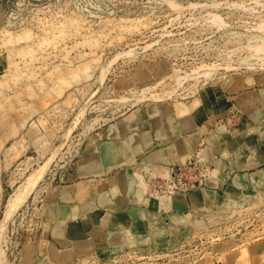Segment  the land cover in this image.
Segmentation results:
<instances>
[{
  "label": "rangeland",
  "instance_id": "374dc122",
  "mask_svg": "<svg viewBox=\"0 0 264 264\" xmlns=\"http://www.w3.org/2000/svg\"><path fill=\"white\" fill-rule=\"evenodd\" d=\"M149 105L197 122L182 134L198 133L199 147L166 177L144 179L152 193L154 183L159 190L176 183L187 199L204 188L212 165L202 150L216 133L233 154L245 149L238 160L226 155V171L239 162L249 167L252 155L264 158V0H0V221L12 192L51 160L7 222L0 264H19L24 250L33 257L47 203L87 146L116 123L137 130L153 116ZM238 174L240 189L228 192ZM222 191L216 202L240 203L239 212L208 211L207 225L192 230H220L213 248L243 260L247 245L264 238V160L235 171ZM250 196L257 203L250 205Z\"/></svg>",
  "mask_w": 264,
  "mask_h": 264
},
{
  "label": "crops",
  "instance_id": "0c3cea01",
  "mask_svg": "<svg viewBox=\"0 0 264 264\" xmlns=\"http://www.w3.org/2000/svg\"><path fill=\"white\" fill-rule=\"evenodd\" d=\"M156 119L159 120L157 123L154 122ZM187 123L186 127H181L180 119L168 113H163L162 115L159 113L158 115L153 114L146 121L137 123V130H135V124L116 123L125 126L120 140L135 134L139 138V148L135 153L131 149L126 148V155L115 164H110V167L102 164V146L109 141L118 139V137L106 135L105 133L115 124L102 129L98 136L94 138V141L91 142L93 144L87 146V150L84 151L83 157L79 160L76 170L69 175V181L64 182L47 203L45 235H41L39 242L34 246L33 264H38V262H41V264H76L81 259H85V257L92 256L98 259H108L119 252L129 250L144 254L153 250L176 246L180 241L186 239L191 233L193 226L192 206L189 197L188 199L184 197L185 205L174 201L170 209L167 204L166 207L159 208L154 199L148 195V191H145L147 193L144 192V194L141 193V195L136 192L133 193L128 188H124L121 182L114 181L112 178L117 175L120 180L127 179L135 170L140 171L145 178L151 177L153 173L158 177H166L172 168L180 165L183 158H186L185 161H187L198 147V133L189 132L188 134H182V129L192 131L197 122L189 120ZM187 136L192 137L188 138ZM189 139H195L193 148L187 147L186 141H189ZM92 146L94 148L91 152L90 148ZM244 150L238 149L237 154L232 152L226 159L234 157V159L238 160L245 156ZM188 152H190L189 156L187 155ZM229 152L231 153V151ZM252 157L253 162L249 167L239 169L234 166L235 169L233 168L232 171H226L228 174L222 175V185L213 188L217 190L214 192L223 193L222 188L228 183V179H231L235 171L239 173L241 170H247L256 165L259 166L264 160L260 154L252 155ZM88 163H92L93 171L85 170V166ZM102 180H105V183L108 182V184L101 188L96 187L93 192L90 190L89 194L86 195V198L93 200V207L90 210L83 204L80 207V212L74 218H56L52 214L48 217L49 204L51 205L49 210L54 207L66 209L77 205L73 199H62L61 197L64 193H69L70 197L74 195L79 188L78 186H80L78 185L80 182L83 183L84 188H90L99 185ZM107 193H109V202L105 206L101 205L97 196ZM187 215L190 219L182 221L181 216L185 218ZM108 219L110 222L111 220L118 221L105 226V220ZM54 226L60 228L61 237L59 239L52 233ZM80 242L82 245H80ZM247 246L249 255L243 260L239 258L229 259L228 254H232L235 250L223 249L221 250L222 252H219L217 248H213L209 254L193 264H264V238L256 239Z\"/></svg>",
  "mask_w": 264,
  "mask_h": 264
},
{
  "label": "bare ground",
  "instance_id": "6f19581e",
  "mask_svg": "<svg viewBox=\"0 0 264 264\" xmlns=\"http://www.w3.org/2000/svg\"><path fill=\"white\" fill-rule=\"evenodd\" d=\"M215 18V17H214ZM213 18V19H214ZM217 18H215L216 20ZM211 20V19H210ZM218 20V19H217ZM219 22V20H218ZM222 22V21H221ZM223 23V22H222ZM219 24H221L219 22ZM215 25V24H214ZM222 25V24H221ZM220 25V26H221ZM225 26V25H224ZM79 32V31H78ZM26 33V32H25ZM89 39V38H88ZM92 39V38H91ZM90 39V40H91ZM87 40V39H86ZM85 41V40H84ZM86 42V41H85ZM88 42V41H87ZM91 44V43H90ZM96 44V43H95ZM95 46V45H94ZM96 48V47H95ZM28 50V49H27ZM24 52L26 53L27 51L24 50ZM20 53H23V50ZM109 62V61H108ZM108 71V70H107ZM211 73V72H210ZM106 74V73H105ZM207 73H205V75H207ZM12 102V101H11ZM181 104V103H180ZM6 105V104H5ZM196 105V104H195ZM7 106V105H6ZM84 108V107H83ZM83 110V109H82ZM81 110V111H82ZM148 110L149 112H153V113H159L160 115H162L163 113H166V108L162 107V106H148ZM174 110L177 113V115L184 117V115L186 114V110L182 108V106H180L179 104H176L174 106ZM80 111V113L82 114V112ZM144 112V111H143ZM152 113V115H153ZM149 114V113H148ZM171 114V113H170ZM141 115V114H140ZM150 117V116H149ZM160 117V116H159ZM146 120V119H145ZM157 121H159L158 119H156V121H154L155 123H157ZM170 121V120H169ZM142 122V121H141ZM150 122V121H149ZM148 122V123H149ZM146 124V122H145ZM180 126L181 127H186V122L184 120V118H180ZM3 127H5V120L3 118V115L0 113V131L3 129ZM68 128V127H67ZM71 128V127H70ZM125 126L123 125H118L115 124L113 125L111 128H109L107 131H105L106 135H113L115 137H118V139L109 141L107 143H105L102 146V153H103V157H102V164H104L105 166H109L110 164H115L116 162H118L120 159H122L125 155H126V148H129L132 150V152H136L137 149L139 148V141H138V137L135 134H131L127 137L124 138V140H120L122 134H123V130H124ZM73 129V127H72ZM71 129V130H72ZM69 130V131H71ZM65 132V131H64ZM218 132V131H217ZM2 133H0L1 135ZM68 131L65 132V136H67ZM105 136V135H104ZM63 137V136H62ZM188 137V136H187ZM192 136H189L188 138H191ZM3 137L1 136L0 139H2ZM64 138V137H63ZM223 138H221V133H216V135H214L213 139H206V143L207 146L205 147L206 150H202L203 156L204 158L211 163L210 165H212V169L211 170H207V172L205 173V180H204V188L200 187L197 192H195V194H192L189 196L190 199V204L192 206V214H193V220L192 223L193 225L195 224L196 226L199 225H207V222L205 221L204 217L205 215H209L208 211H210V214L213 213V211H224V212H228L230 210H238L237 212H239V208H241L242 206L239 205L240 203H235V204H218L216 201V199L218 198V193L219 192H214L212 190H209V187H213V186H220V184L223 181V177L222 174L223 172L226 171L227 168H231L230 165L226 164H222L221 161H223L226 157L227 154H231L228 149H226V147L223 148V143H221L223 140ZM187 140V139H186ZM185 140V141H186ZM194 140L195 139H189V141H186L187 143V147H192L194 146ZM222 140V141H221ZM93 143H90V145H92ZM240 145V144H239ZM57 146V145H56ZM203 147V146H202ZM201 147V148H202ZM238 147V146H237ZM94 146H92L90 148L91 152L93 151ZM199 148V147H198ZM222 148V149H221ZM190 149V148H189ZM237 149V148H236ZM197 150V149H196ZM195 150V151H196ZM194 151V152H195ZM200 151V150H199ZM201 151V152H202ZM234 151V150H233ZM191 152V150H190ZM190 152H188V156L190 155ZM216 153H219L220 155L218 157L215 156ZM56 154V152H55ZM194 154V153H193ZM192 154V155H193ZM197 154V152H196ZM52 155V154H51ZM218 155V154H217ZM187 156V157H188ZM195 156V155H194ZM53 159L54 157L51 156ZM190 157V156H189ZM200 157V154H199ZM202 157V156H201ZM186 159V158H185ZM185 159L183 158L180 165L182 166ZM233 159V158H232ZM48 160V159H47ZM201 160V159H200ZM128 161V160H127ZM236 161V160H235ZM46 162V161H45ZM51 160H48L45 164H43L38 170H36L35 172H32V175H29V177L26 179L25 183L22 186H19L18 188H16V190L14 192H12V194L9 196V198L7 199V202L5 204V210H4V217L3 219L0 221V241L3 235V232L5 231V227L7 225V222L13 217L14 213H16V211L21 208V206L26 202V200L29 198V195L34 191V189L36 188V186L38 185V183L41 181V179L43 178L45 172L47 171V168L50 164ZM224 163V162H223ZM242 162L237 163L236 167L237 168H247V164H241ZM206 166V165H205ZM208 166V165H207ZM250 166V165H249ZM110 167V166H109ZM92 163H88V165L85 166V170H89V171H93L92 170ZM157 168V167H155ZM161 169V168H160ZM171 169V168H170ZM103 170V169H102ZM131 170V169H130ZM148 170V169H147ZM151 170V169H150ZM157 170V169H156ZM100 171V170H99ZM121 171V170H120ZM170 171V170H168ZM208 171H210L208 173ZM123 172V171H122ZM132 172V170H131ZM159 172V171H158ZM146 173V172H145ZM152 173V172H150ZM169 174V173H168ZM204 174V173H203ZM149 175V174H148ZM156 174L153 173V175L151 177H147L145 178L144 175L142 176V174L140 173V171H134L133 174H131L130 177H128L127 179H123L120 180V178L113 176L112 180L114 181H119L121 182V184L123 185L124 188H128L130 191H133V193H138L141 195L144 194L145 191H148V195L150 197H152L154 199V201L158 204L159 208L161 207H167L170 209V206L172 207V204L174 203V201L176 202H180L181 204H184V194H182V192H176L173 193L172 195L168 196L165 195L163 193L157 192L155 191V193H152L150 191L149 181H144V179L146 180H153V178L155 177ZM224 176V175H223ZM169 177V176H168ZM101 178V177H100ZM103 178V177H102ZM161 178V177H160ZM243 176H239L235 175L234 178L232 179V181L229 183V186L227 187L228 192L229 191H237L240 189L239 185L241 186L243 183ZM225 179V178H224ZM107 181V180H106ZM108 182L105 183V180H102L101 183L99 185L90 187V188H84L83 184L80 183L78 185L79 188L76 190V192L74 193V195H72L70 197L69 193H64V195L61 197L62 199H73L74 201H76L77 205L71 207V208H59V207H54L51 210H49V216L52 214L54 217L56 218H67V217H71L74 218L78 215V213L80 212V207L85 204L86 208L90 210V208L93 207V200L86 198V195L89 194V191L91 190L92 192L94 191V188H101L104 187L105 185H107ZM120 184V185H121ZM203 184V183H202ZM148 189V190H147ZM126 190V189H125ZM75 191V190H74ZM127 192V191H126ZM147 193V192H145ZM159 193V194H158ZM123 194V193H122ZM156 194V195H155ZM234 194V193H232ZM139 195V196H140ZM91 196V195H90ZM259 196V195H258ZM96 197V196H95ZM98 201L101 205L108 204L109 202V193L107 194H102V195H98L97 196ZM132 197V196H131ZM141 197V196H140ZM143 200V199H142ZM246 200L249 202L250 205H252L253 203L256 202L255 198L253 196L247 197ZM150 201V200H149ZM251 201V202H250ZM258 201V200H257ZM97 203V202H96ZM257 203V202H256ZM74 204V203H73ZM111 206V204H109ZM108 205V206H109ZM156 205V204H155ZM238 205V206H235ZM254 205V204H253ZM116 209V208H115ZM167 209V208H166ZM174 209V208H173ZM133 210V209H131ZM165 210V208H164ZM92 211V210H91ZM114 211V210H113ZM160 211V210H159ZM101 212V211H100ZM133 212V211H132ZM136 212V211H135ZM174 212V211H172ZM235 212V211H233ZM85 213V212H84ZM130 214V213H129ZM132 215V214H131ZM154 215V214H153ZM128 216V215H127ZM133 216V215H132ZM131 216V217H132ZM130 217V218H131ZM52 218V216H51ZM76 219V218H75ZM127 219V218H126ZM138 219V218H137ZM177 219V218H176ZM175 219V220H176ZM182 221H187L186 219H190L189 216L187 215L185 218L181 216ZM133 220V219H132ZM106 224L105 226L111 225L117 221H113L108 219L105 220ZM125 221V220H124ZM178 221V220H177ZM189 222V221H188ZM120 223V220H119ZM132 223V221H131ZM135 223V222H134ZM58 224V223H57ZM133 224V223H132ZM176 224V223H175ZM125 225V224H124ZM135 226V225H134ZM192 226V225H191ZM95 227V225H94ZM132 227V226H131ZM138 227V226H137ZM174 227V226H173ZM128 228V227H127ZM96 229V228H95ZM109 229V228H108ZM103 230V229H102ZM107 231V230H106ZM60 228L58 226H54L52 233L54 234V236L56 238L59 239L60 236ZM104 232V231H103ZM109 232V230H108ZM172 232V231H171ZM83 234V233H82ZM130 235V232H129ZM107 236V235H106ZM110 236V235H109ZM126 236V235H125ZM172 237V236H171ZM171 240V239H170ZM53 241V240H52ZM70 241V240H69ZM71 242V241H70ZM222 242V241H221ZM124 243V241H123ZM80 245H82V243L80 242ZM86 245V244H85ZM136 246V245H135ZM127 247V246H126ZM168 247V246H167ZM174 247V246H173ZM59 248V247H58ZM61 248V247H60ZM127 249V248H126ZM26 250H28L26 248ZM30 250V249H29ZM69 251V250H68ZM24 253V254H23ZM21 258L19 259V264H33V263H29L31 256L27 255L25 253H27V251H23ZM28 254V253H27ZM30 254V253H29ZM1 255V254H0ZM230 256H232L231 254H228ZM91 256V255H90ZM79 258V257H78ZM86 258V257H85ZM81 259V258H80ZM35 260V259H34ZM79 260V259H78ZM77 260V261H78ZM36 262V261H35ZM73 262V261H72ZM74 263V262H73ZM38 264H41V262H38ZM72 264V263H71Z\"/></svg>",
  "mask_w": 264,
  "mask_h": 264
},
{
  "label": "built area",
  "instance_id": "2783aa9c",
  "mask_svg": "<svg viewBox=\"0 0 264 264\" xmlns=\"http://www.w3.org/2000/svg\"><path fill=\"white\" fill-rule=\"evenodd\" d=\"M154 183L151 188L157 192L172 195L177 192L176 183L174 186H165L164 189H156ZM220 233L215 229H194L188 237L180 241L176 246L167 249L153 250L141 254L135 250L122 251L108 259H98L88 257L81 259L76 264H193L199 259L204 258L213 249L217 238H211Z\"/></svg>",
  "mask_w": 264,
  "mask_h": 264
}]
</instances>
